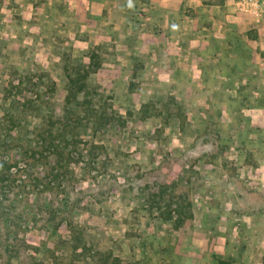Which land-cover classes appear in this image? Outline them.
Instances as JSON below:
<instances>
[{
	"label": "rangeland",
	"instance_id": "374dc122",
	"mask_svg": "<svg viewBox=\"0 0 264 264\" xmlns=\"http://www.w3.org/2000/svg\"><path fill=\"white\" fill-rule=\"evenodd\" d=\"M104 21L87 0H0V264H264V111L247 105L264 99L215 82V45L156 49ZM92 54L94 110L72 157L46 164L31 153ZM188 58L209 59L206 82Z\"/></svg>",
	"mask_w": 264,
	"mask_h": 264
},
{
	"label": "crops",
	"instance_id": "0c3cea01",
	"mask_svg": "<svg viewBox=\"0 0 264 264\" xmlns=\"http://www.w3.org/2000/svg\"><path fill=\"white\" fill-rule=\"evenodd\" d=\"M87 1L90 11L92 7L94 9L95 4L100 7L104 23L113 22L121 35H141L139 37H143L144 45L154 43L156 49H162L165 43L164 49L171 52L185 50V47L191 45H215L214 54L209 55V58H214L213 75L218 78L215 82L227 84L233 78L238 84H247L244 94L252 93V99H264V90H260L264 88V0H260L258 8L254 7L250 0L241 5L240 0ZM178 38L182 40L178 41ZM181 42L183 47L180 49ZM126 44L125 42L122 48ZM230 46L231 48H228ZM127 47L124 49L130 50ZM147 49L154 50L143 47L144 51ZM224 52H228L227 57ZM236 56L244 64L243 67L233 58ZM193 60H183L179 69L188 71L191 83H195L198 78L206 82L210 75L203 67H207L204 63L206 61L207 64L209 59H202L203 62ZM172 63L174 61L169 62L168 67L176 66ZM232 71L240 76H233ZM173 76L176 77V74H165L170 80L174 79ZM235 90V95L242 93L239 88ZM213 93L211 96L216 95L215 91ZM247 105L255 113L264 111L262 104L258 107L249 103ZM237 108L242 109L239 106Z\"/></svg>",
	"mask_w": 264,
	"mask_h": 264
},
{
	"label": "trees",
	"instance_id": "16d2710c",
	"mask_svg": "<svg viewBox=\"0 0 264 264\" xmlns=\"http://www.w3.org/2000/svg\"><path fill=\"white\" fill-rule=\"evenodd\" d=\"M102 65L103 62L100 60V57L96 54H92L90 55V62L87 65L78 63L72 68V71H68V77L70 79L71 85V90L66 98V104L68 106H66L67 108H65L64 113L61 115H56L52 110L49 118L52 120V123L55 124L56 129H50L48 134L42 132L41 136L39 137V139L42 138V143H39L41 149H36L31 154H39L42 160L46 159L44 161L49 165L52 164V161H60V158L68 159L72 157L71 151L73 147H76V136L79 133L78 130H75V123L81 121L82 118H88L91 112L94 110L92 107V98H90L91 92L88 77L91 74L96 73L98 69L102 67ZM66 69L68 68L66 67ZM33 79L34 78L32 77L28 84L24 83L23 80H20V82L15 85V87L18 90L28 89L34 91L38 82H33ZM73 87H76V89L73 90ZM52 89H54V87H52ZM38 96L39 95H37L36 100H26L24 106L26 108L31 107L36 109L38 107L37 102L39 101ZM114 113L117 121L112 125L110 124V126L116 128L115 131L118 132L123 127L124 119L117 112ZM101 118L104 120V117ZM57 125L60 126L57 127ZM38 142H40V140ZM19 152L22 153V156L26 155L24 151ZM175 228L180 229L182 233H186L182 226H179L178 223L176 224Z\"/></svg>",
	"mask_w": 264,
	"mask_h": 264
},
{
	"label": "built area",
	"instance_id": "2783aa9c",
	"mask_svg": "<svg viewBox=\"0 0 264 264\" xmlns=\"http://www.w3.org/2000/svg\"><path fill=\"white\" fill-rule=\"evenodd\" d=\"M241 1V2H240ZM239 2H240V5L241 4H244V3H246L247 1H249V0H240ZM250 1H252L253 3V6L254 7H256V8H258L259 7V4H260V0H250ZM246 6V5H245ZM245 6H242V7H245Z\"/></svg>",
	"mask_w": 264,
	"mask_h": 264
}]
</instances>
